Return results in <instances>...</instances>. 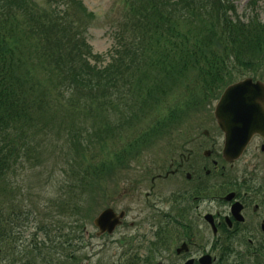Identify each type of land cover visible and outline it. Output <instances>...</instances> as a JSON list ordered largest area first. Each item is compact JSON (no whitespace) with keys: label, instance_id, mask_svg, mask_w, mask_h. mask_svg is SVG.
<instances>
[{"label":"trees","instance_id":"1","mask_svg":"<svg viewBox=\"0 0 264 264\" xmlns=\"http://www.w3.org/2000/svg\"><path fill=\"white\" fill-rule=\"evenodd\" d=\"M259 1L248 0L240 14L232 0H120L110 59L99 67L102 55L85 36L96 15L82 0H0V244L44 208L19 177L27 151L36 149L23 139L25 128L50 110L53 97L60 102L69 93L64 110L82 106L95 115L92 128L65 139L70 154L53 171L58 188L45 207L59 217L34 219L36 229L56 226L66 241L68 219L79 230L83 210L100 204L106 180L136 152L130 145L168 135L237 78L264 79ZM43 70L57 77L56 92L38 77Z\"/></svg>","mask_w":264,"mask_h":264},{"label":"flooded vegetation","instance_id":"2","mask_svg":"<svg viewBox=\"0 0 264 264\" xmlns=\"http://www.w3.org/2000/svg\"><path fill=\"white\" fill-rule=\"evenodd\" d=\"M212 120L216 134L204 128L186 142L165 144L167 152L132 145L141 152L119 195L133 205L115 210L123 217L111 233L85 227L83 264H102L95 255L110 242L116 264H264V171L256 173L254 160L221 158L223 132ZM252 146L264 154L259 135L246 149ZM0 260L9 264L6 256Z\"/></svg>","mask_w":264,"mask_h":264},{"label":"rangeland","instance_id":"3","mask_svg":"<svg viewBox=\"0 0 264 264\" xmlns=\"http://www.w3.org/2000/svg\"><path fill=\"white\" fill-rule=\"evenodd\" d=\"M43 2L44 0H38ZM84 5L88 10L92 11L96 18L88 26L85 31V36L87 42L91 45L93 53H100L102 55L101 59L96 62L99 67L104 66L110 59L108 51L113 45L112 34L114 32V23L113 19L118 13V5L120 0H82ZM238 6V12L241 14L247 0H234ZM258 10L261 15L264 16V2L259 1ZM28 53L25 50V54ZM36 53H31V60L36 66ZM92 63H95V59H91ZM31 65V64H30ZM32 66V65H31ZM43 74H38V77L42 80L45 85H48L53 91L56 92L57 77L52 76L48 78V73L43 70ZM38 91H35L34 94L37 95ZM54 95H56L54 93ZM69 93H66L63 98H60V102H57L53 97L50 100V110L45 112L40 118H35L33 123L26 127L25 135L23 136L24 140L31 141L36 145V149H30L27 151V158L25 159V170L26 173L21 174L19 177L20 182L24 189L28 188L31 191L32 198H36L37 195L41 198L44 208H39L35 210V215L37 217H44L46 215L56 214L58 210H50V207H45L48 202V198L52 195L55 196L56 189L58 188L55 183V176H53V171L57 170L59 165L65 161V158L70 154L68 148L64 145L65 139L67 137H72L73 132L77 128H92L94 123L95 115H89L82 111V106H79L80 112L73 113L72 111H66L63 109L68 108V102H72L68 98ZM215 102V101H214ZM206 106V110L199 112L191 113L187 116L184 122L177 128L173 129L169 135L159 136L155 142L156 145L172 144L186 142L191 135L200 133L202 129H208L211 134L215 133L214 122L212 120V107L213 103ZM82 104V103H79ZM109 105V104H107ZM106 105V106H107ZM106 113L102 112L99 117H97L98 123L102 122L104 115ZM213 127V128H212ZM191 134V135H190ZM213 135V134H212ZM202 139V138H201ZM163 142V143H162ZM167 149V147L157 146L154 150ZM151 150L148 152L151 154ZM147 153V154H148ZM264 154L261 153L257 148L253 146L248 148L246 153L240 158L241 162L237 164H245L244 161L254 160L258 171H264ZM250 164V162H248ZM30 168V169H29ZM28 169V170H27ZM131 172L127 171L124 174L121 171H117L109 177L107 181L106 193L104 197L100 198V204L95 207L93 213L95 214L100 211L103 207L109 205L118 207L120 205L132 206L133 202L131 199L120 196L118 192L113 193L117 189H121L124 184L127 182ZM43 190L40 188V185H43ZM40 201V203H41ZM89 206V203L86 204V208ZM59 216H56V218ZM31 218V217H30ZM52 220V218H51ZM69 223L72 222V218L68 219ZM88 221V220H87ZM86 221L85 227L88 226L90 232H93L95 229ZM29 225H24L20 227L22 230V241L21 243H26L32 236V233L35 231L34 226L35 222L33 218L29 221ZM79 224V226H81ZM55 232L52 231V234ZM100 240L98 237L93 236L92 243L98 244ZM1 245V244H0ZM115 243H109L106 247L104 253L100 255H95V260H98L99 257L107 264H116L114 261V254L112 251L115 249ZM96 249L97 246H96ZM85 247L82 248L84 254ZM2 253H0L1 255ZM10 264H13L15 261L14 257H7ZM2 260H0L1 262ZM83 262V261H81ZM2 263V262H1ZM0 263V264H1Z\"/></svg>","mask_w":264,"mask_h":264},{"label":"water","instance_id":"4","mask_svg":"<svg viewBox=\"0 0 264 264\" xmlns=\"http://www.w3.org/2000/svg\"><path fill=\"white\" fill-rule=\"evenodd\" d=\"M214 115L224 131L222 155L227 160L238 158L251 137L259 133L264 138V82L245 77L227 85L216 102ZM111 208L95 218L103 230L119 222Z\"/></svg>","mask_w":264,"mask_h":264}]
</instances>
